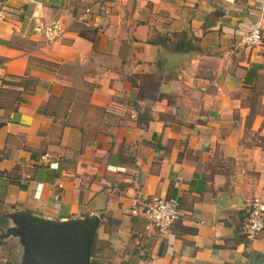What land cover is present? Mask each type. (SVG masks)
<instances>
[{
	"label": "crops",
	"instance_id": "1",
	"mask_svg": "<svg viewBox=\"0 0 264 264\" xmlns=\"http://www.w3.org/2000/svg\"><path fill=\"white\" fill-rule=\"evenodd\" d=\"M1 5L20 15L0 18V230L94 219L87 264L264 257L243 218L264 204V0ZM255 12L261 42L242 45ZM166 196L177 216L156 238L127 209Z\"/></svg>",
	"mask_w": 264,
	"mask_h": 264
},
{
	"label": "built area",
	"instance_id": "2",
	"mask_svg": "<svg viewBox=\"0 0 264 264\" xmlns=\"http://www.w3.org/2000/svg\"><path fill=\"white\" fill-rule=\"evenodd\" d=\"M20 9L12 8L8 5L0 6V18H17ZM261 12H255L251 20L247 23L244 30L236 35L238 42L242 45H258L261 42ZM134 115L133 110L130 112ZM41 160L46 159V154L40 155ZM55 162L48 161V167H54ZM60 187V184H57ZM53 199H57L58 193L53 194ZM177 202L174 198L150 197L134 199L128 206V213L140 215L145 223L144 230L152 233L156 238L165 236L170 225L177 216ZM259 196H252L244 208V233L248 239L255 236L264 228V206Z\"/></svg>",
	"mask_w": 264,
	"mask_h": 264
},
{
	"label": "trees",
	"instance_id": "3",
	"mask_svg": "<svg viewBox=\"0 0 264 264\" xmlns=\"http://www.w3.org/2000/svg\"><path fill=\"white\" fill-rule=\"evenodd\" d=\"M22 221H27V225H26L27 229L31 230L32 233H35V235H37V233L40 234L38 231H42L44 237L41 238L39 236L36 240H35V238H33V240H35V242H34L35 246L39 245L38 247H35L32 243H30V241L28 239H25V242L27 241L28 243H25L23 241V235H21V234H23L22 230H23L24 226L22 227V229H21L22 225L15 226V231H14V229H11L14 233H16L14 235L18 238V241H19L20 245L22 246V248L20 250V255H19V258L17 261L18 263L15 261L11 264H20L21 261H23V264H25V261H27L26 259L29 256V252H30L29 250L30 249L33 250L32 252L38 254L39 261H44V263L49 261L50 262L49 264H56V263L51 259L49 260V258L46 254L54 255L55 252L61 251V255H63L64 252L67 250H69V251L74 250L75 252H77V250L75 249V244L72 243L70 240L65 241L66 240L65 237H66V235H68V236H70L69 238L72 239V237H77L79 232H77V231L70 232L69 231V232L65 233V231H66L65 229H61L60 231L59 230L54 231L52 229L51 225L45 224V226H50V228H51L50 231L47 233V232H45V229L43 231L41 226L35 227V224H36V223H34L35 220L28 219V220H22ZM55 233H56V235H55ZM60 234H63V236H61ZM29 244L32 246H29ZM46 264H48V263H46Z\"/></svg>",
	"mask_w": 264,
	"mask_h": 264
},
{
	"label": "water",
	"instance_id": "4",
	"mask_svg": "<svg viewBox=\"0 0 264 264\" xmlns=\"http://www.w3.org/2000/svg\"><path fill=\"white\" fill-rule=\"evenodd\" d=\"M176 55L178 53H175ZM46 225H51L52 229L54 231L56 230H69V229H78L79 234L77 237H72V242L75 244V249L72 251H65L63 255H61V251L55 252L54 255L46 254L49 258V260H53L56 264H87L88 259V250L90 248L91 239L93 230L95 227V220L92 219L91 221L83 223V225H69L65 223H49L44 222ZM56 235V233H55ZM50 263L49 261L43 262V264ZM248 264H264V257H261V255H254L251 258H249Z\"/></svg>",
	"mask_w": 264,
	"mask_h": 264
},
{
	"label": "rangeland",
	"instance_id": "5",
	"mask_svg": "<svg viewBox=\"0 0 264 264\" xmlns=\"http://www.w3.org/2000/svg\"><path fill=\"white\" fill-rule=\"evenodd\" d=\"M78 81L75 77V82ZM84 93V92H83ZM68 94L65 93L64 97L67 99ZM79 101H84V95L80 94V96H76ZM62 109L59 108V112ZM2 228V227H1ZM8 229H1L0 230V264H11L13 262H17L20 250L22 246L20 245L18 238L15 235H6ZM31 256V255H30ZM18 263V262H17Z\"/></svg>",
	"mask_w": 264,
	"mask_h": 264
},
{
	"label": "flooded vegetation",
	"instance_id": "6",
	"mask_svg": "<svg viewBox=\"0 0 264 264\" xmlns=\"http://www.w3.org/2000/svg\"><path fill=\"white\" fill-rule=\"evenodd\" d=\"M19 222V224L20 225H22L21 226V229H22V227L24 226V228H23V234H21V235H23V241L25 242V239H28L29 241H30V243H32L34 246H35V244H34V242H35V240L40 236L41 238H43L44 237V235H43V232L42 231H38L40 234H38L37 233V235H35V233H32V231L31 230H29V229H27V221H21V220H19L18 221ZM29 223V222H28ZM34 223H36L35 224V227H38V226H41L42 227V229H43V231H44V229H45V232H49L50 231V226H45V223H43L42 221H36L35 220V222ZM37 225V226H36ZM26 226V227H25ZM40 227V228H41ZM44 227V228H43ZM73 232V231H77V232H79V230L77 229H69V230H66L65 231V233L66 232ZM31 235V236H30ZM61 236H63V234H60ZM33 236V237H32ZM70 236H68V235H66V240L65 241H71L72 242V239L71 238H69ZM33 238H35V240H33ZM62 239V238H61ZM60 239V240H61ZM64 239V238H63ZM25 243H28L27 241L25 242ZM73 243V242H72ZM29 246H32V245H30L29 244ZM39 246V245H38ZM38 246H35V247H38ZM30 252H29V256L27 257V261H25V264H43V262L44 261H39V257H38V254H36V253H34V252H32L33 250H29ZM31 255V256H30Z\"/></svg>",
	"mask_w": 264,
	"mask_h": 264
}]
</instances>
